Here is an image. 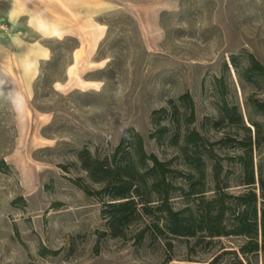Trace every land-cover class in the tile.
<instances>
[{"label": "rangeland", "instance_id": "1", "mask_svg": "<svg viewBox=\"0 0 264 264\" xmlns=\"http://www.w3.org/2000/svg\"><path fill=\"white\" fill-rule=\"evenodd\" d=\"M107 2L111 9L96 17L107 31L93 51L73 53L77 34L68 33L42 39L49 58L29 81H13L0 67V264H264L259 236L258 250L243 254L242 236L168 232L165 210L155 212L162 233L150 226L152 214L127 209L114 220L105 204L126 198L112 199L80 162L81 155L103 160L118 145L120 156L136 133L146 154L170 170L166 180L187 188L191 171L179 147L184 130H195L221 157L225 193L236 196L247 133L220 111L236 106L250 128L254 175L259 164L264 173V112L253 109L264 102V73L250 69L252 61L264 66V0ZM17 26L35 37L24 18ZM0 45L7 58L9 44ZM184 93L193 104L188 125L178 101ZM125 129L131 133L123 139ZM201 156L209 199L212 162ZM169 196L172 210L199 212L197 197L177 190ZM230 217L226 211L227 229Z\"/></svg>", "mask_w": 264, "mask_h": 264}, {"label": "trees", "instance_id": "2", "mask_svg": "<svg viewBox=\"0 0 264 264\" xmlns=\"http://www.w3.org/2000/svg\"><path fill=\"white\" fill-rule=\"evenodd\" d=\"M77 44L74 46V48ZM257 69L260 74L264 73V66L252 61L250 69ZM178 101L184 107V123L188 125L193 122V104L188 93L179 96ZM253 109L257 112H264V102L253 104ZM221 118L227 119L230 123H238L246 131L245 141L241 143L244 152L237 158L239 160V171L241 175V185L243 191L236 196L225 193L227 182L221 178L223 165L221 157L215 154L208 143L195 130L185 129L181 135L179 130L176 139L181 135L182 145L179 151L183 160L189 166L191 172L186 175L187 188L183 186H173L166 180V175L170 172L165 167V163L159 161L153 154L147 155L143 148V142L139 134H134L133 140L127 145H123L125 150L121 153V145H118L109 157L103 160L91 159L89 156L80 157L82 167L88 172L94 181L104 182L110 188L112 199L126 198L119 202L107 203L113 208L112 217L114 220L123 216L127 209L129 215L136 217L152 214L150 225L153 231L162 233L163 229L176 235H193L196 230H203L207 236H227L237 235L246 238L239 251L243 254L258 250V236L261 242L264 241V173L259 164L257 167V177L254 175V162L252 159V137L250 128L245 126L242 115L237 112L236 106L230 110L222 107ZM251 125L256 129L257 124ZM131 133V129H125L123 139ZM256 143V140H255ZM192 148L193 151L189 149ZM200 151V152H199ZM198 153V158L194 155ZM201 154L211 160V182L213 184V195L205 198V178L204 162ZM148 161L151 163L148 165ZM258 187V194L254 189ZM177 190L184 196L197 197L199 200V212L194 214L190 208L174 211L169 205L171 191ZM156 197L157 203H151V198ZM233 198V203L227 206L225 199ZM165 210L164 227H159L157 219L160 217L155 212ZM188 211L186 215H182ZM231 215L229 221L230 228H226L224 222L225 212ZM132 218V217H131ZM262 245V244H261Z\"/></svg>", "mask_w": 264, "mask_h": 264}, {"label": "crops", "instance_id": "3", "mask_svg": "<svg viewBox=\"0 0 264 264\" xmlns=\"http://www.w3.org/2000/svg\"><path fill=\"white\" fill-rule=\"evenodd\" d=\"M3 1L8 4L0 14V44H9L11 55L6 53L7 58L2 59V51L8 49L0 45V67L13 81L26 82L36 76L38 62L49 58L50 51L43 45L46 44L43 38L75 33L79 45L73 53L86 48L91 52L107 31L106 25L96 17L111 9L107 0H40L41 6L32 3L37 0H0V4ZM162 1L168 2L169 7L175 2ZM21 18L25 19V29L35 33V37L29 39L21 34L17 26ZM0 74L3 76L1 70Z\"/></svg>", "mask_w": 264, "mask_h": 264}]
</instances>
